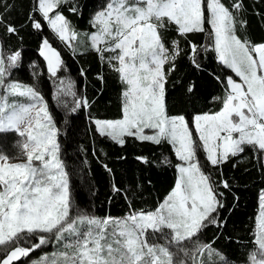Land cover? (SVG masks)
I'll return each instance as SVG.
<instances>
[{
  "label": "snow or ice",
  "instance_id": "snow-or-ice-1",
  "mask_svg": "<svg viewBox=\"0 0 264 264\" xmlns=\"http://www.w3.org/2000/svg\"><path fill=\"white\" fill-rule=\"evenodd\" d=\"M69 2L37 0L30 16L32 28L42 30L35 17L38 13L55 37L65 47H72L71 42L79 41L81 34L59 11L61 5ZM242 9V0L231 8L222 0H207L206 5L205 0H107L94 13L90 21L94 30L84 34L90 50L118 73L123 85L120 118L96 119V132L119 146H124L129 138L155 145L166 142L178 161L175 186L164 202L154 211H132L121 218L70 214L73 204L69 174L60 155L59 129L41 92L11 79L12 71L19 68L21 51H0V88L4 90L0 95V132L14 129L33 145L25 162L10 163L7 156L0 155V246L12 249L0 264H13L28 257L51 243L52 236L57 241L68 238L65 247L72 253L60 254L62 264H176V253L169 249L175 247L189 257L185 242L196 252L217 257L210 264H225L227 257L210 243L197 242L207 227L226 224L219 219L224 193L217 190L218 182L212 173L204 170L198 152L204 153L211 168H220L230 158L241 157L247 148L254 155L264 154V42L254 44L237 35L236 25L246 24L238 19ZM70 11L76 13L78 8L74 6ZM173 25L185 39L196 33L208 37L207 45H190L189 59L194 67L201 68L198 57L206 58L209 51H214L218 62L239 78L237 81L227 76L225 95L215 98L222 100L221 108L195 115L191 126L184 115L169 114L166 105L165 85L181 55L177 40L170 42L171 47L164 40V33ZM16 32L14 26H7L9 35ZM39 55L46 62L49 76L59 82L54 99L61 93L77 96L74 82L65 84L58 76L67 69L60 51L48 38L42 40ZM80 75H85L83 69ZM98 78L103 81V75ZM192 90L193 86H189V93ZM16 96L26 97L29 102H9V97ZM88 106L89 101L81 98L72 111ZM16 147L20 152V145ZM138 159L148 162L145 157ZM219 184L229 188L227 181ZM113 190L127 195L115 185ZM259 201L258 232L253 240L256 251L249 254V264H264V190ZM157 236L165 243H152ZM32 237L37 240L34 244ZM20 241L30 246H18ZM45 260L47 257H42L33 264H43Z\"/></svg>",
  "mask_w": 264,
  "mask_h": 264
},
{
  "label": "trees",
  "instance_id": "trees-1",
  "mask_svg": "<svg viewBox=\"0 0 264 264\" xmlns=\"http://www.w3.org/2000/svg\"><path fill=\"white\" fill-rule=\"evenodd\" d=\"M222 2L231 8L238 0ZM36 3L37 0H0V16L3 18L0 23L1 51L5 54L21 51L19 68L12 71L11 79L37 87L49 105L59 129L61 159L70 179L73 204L70 214H93L104 218L156 209L172 191L178 177L175 167L178 161L172 147L166 142L155 145L131 138L124 146H119L96 132V118L119 119L121 116L123 85L119 75L107 63H102L95 51L90 50L86 38L82 44L85 47L81 49L77 45L75 48L65 47L38 13L35 17L40 20L42 30L33 29L30 16ZM106 3L107 0H71L61 5L59 11L78 33L84 35L94 30L90 21ZM242 3L243 9L238 13V19L246 21V24L236 25L237 35L242 39L248 38L254 44L264 42V0H242ZM74 6L78 8L76 13L70 11ZM9 25L17 29L15 34L7 33ZM205 27H208L207 24ZM44 38H48L60 51L67 70L62 69L58 76L64 79L65 84L69 80L74 82L73 91L77 92V96L61 93L54 99L59 82L49 76L46 62L39 55ZM164 40L168 47H171L172 40H177L181 48L175 71L165 85L167 110L171 115H184L191 126L195 115L221 108L222 100L215 98H223L226 78L233 73L218 62L214 51H209L206 58L198 57L200 69L190 62V45L209 44L205 33L188 34L185 39L178 35L173 25L171 30L164 33ZM168 67L165 66L166 70ZM81 69L85 73L83 77L80 75ZM99 75H103V81L98 78ZM189 86H193L191 93ZM81 98H86L89 106L74 113L72 109ZM13 134L0 132V155L10 158L17 155L12 151L15 147ZM198 156L204 163V170L211 172L218 182L217 190L224 193V207L220 210L219 219L226 221V224L219 228L207 227L197 242L210 243L232 263H245L256 247L253 240L260 209L259 196L264 190V154L254 155L253 150L247 148L241 157L230 158L220 168L209 167L202 151L198 152ZM138 157H145L148 162L144 163ZM165 157L168 158L167 163ZM105 166L111 171H107ZM220 181H227L229 188L220 186ZM114 185L127 195L115 192ZM158 241L164 240L159 238ZM184 245L192 246L187 242ZM6 254L0 252V260ZM200 255V252H196L186 257V262L200 264ZM13 264L27 262L21 258Z\"/></svg>",
  "mask_w": 264,
  "mask_h": 264
},
{
  "label": "rangeland",
  "instance_id": "rangeland-1",
  "mask_svg": "<svg viewBox=\"0 0 264 264\" xmlns=\"http://www.w3.org/2000/svg\"><path fill=\"white\" fill-rule=\"evenodd\" d=\"M207 2H205V4H206ZM54 14V13H53ZM63 14V13H62ZM64 15V14H63ZM81 34V33H80ZM84 38H86L87 40H88V37L87 36H85V35H80V37H79V41H72L71 42V44H72V47H74L75 48V46L77 45V48H79L80 47V49L81 48H83V47H85V46H83L82 44L84 43ZM51 43V42H50ZM52 44V43H51ZM86 45H89V41L87 42L86 41ZM54 47V46H53ZM72 47H69V48H72ZM56 48V47H55ZM58 50V49H57ZM0 51H1V49H0ZM231 76H233V79H235V80H239V78L238 77H236L235 75H234V73H233V75H231ZM13 81H15V82H18V83H22V84H26V85H29V86H34V85H32L31 83H25V82H21V81H18V80H14L13 79ZM35 87V86H34ZM37 88V87H36ZM38 90V89H37ZM4 94V90L2 89V88H0V95H3ZM12 101H15L16 103H19V104H26V103H28L29 102V100H28V98H26V97H20V96H16V97H9V102H12ZM45 102H46V100H45ZM47 103V102H46ZM48 107H49V105H48ZM49 113H50V115H52V113H51V110H50V108H49ZM202 114V113H201ZM186 118V117H185ZM96 119H101V118H96ZM95 119V120H96ZM101 120H114V119H101ZM55 123V122H54ZM3 132H13L14 134L12 135V136H14V138H15V143H14V149L12 150L14 153H16L17 155L16 156H14L13 158H10V157H8L9 159H8V162H25L26 161V159H27V157H26V155H23V154H19L18 155V153H19V149L16 147V142L17 141H19V140H21V139H25V138H22L20 135H19V133H17L14 129H7V130H5V131H3ZM4 156V155H3ZM67 171V170H66ZM69 183H70V179H69ZM169 195V194H168ZM167 195V196H168ZM167 196L164 198V200L167 198ZM164 200L162 201V203L164 202ZM155 210V209H154ZM154 210H149V211H154ZM140 211H145V210H139V211H136V212H140ZM129 214V213H128ZM128 214H126V215H128ZM86 215H89V216H96V215H93V214H86ZM126 215H124V216H126ZM259 215H260V209H259V212H258V214H257V226H256V230H255V233H257L258 232V224H259ZM124 216H120V217H116V218H121V217H124ZM96 217H99V216H96ZM101 218V217H100ZM160 237L159 236H157V238L155 239V240H152L151 242L152 243H160V244H164L165 242L164 241H158V239H159ZM67 237H66V239L65 240H63V241H57L56 239H55V237L54 236H52L51 237V243H49L48 245H46V246H42L41 248H39V249H36L35 251H33V252H31L30 254H29V256L28 257H26L25 258V260H26V262H27V264H33V261H41V258L42 257H47V260H45L44 262H43V264H50V262L52 261V260H55L56 261V264H62V261H63V256L62 255H60L61 253H67L68 255H71V253H72V250L71 249H69V248H67V247H65V243L67 242ZM161 239V238H160ZM30 241H31V243L32 244H34V243H36L37 242V240L34 238V237H32V238H30ZM20 245H18V246H23V247H29L30 246V244L29 243H27V242H25V241H20V243H19ZM5 247L6 246H0V252H8L9 251V249H11V248H7L6 250H5ZM214 249H216L214 246H212ZM170 250V252H174V253H176L175 255H174V261L176 262V264H179V261H184V264H188L186 261H187V259H185L186 257H185V255H184V252L183 251H179L178 249H176L175 247H172V248H170L169 249ZM184 250L185 251H188L189 253H190V255H194L195 253H196V251L194 250V248H193V246H189V247H185V245H184ZM217 250V249H216ZM218 251V250H217ZM254 251H256V247L254 248ZM219 253H221L220 251H218ZM253 252V251H252ZM201 255H200V259H201V261H205L206 262V264H210V262H215V261H217V257H209L208 256V254H207V252H204V253H200ZM222 254V253H221ZM185 259V260H184ZM201 264V263H200ZM225 264H249V259H248V261L247 262H241V263H232L229 259H227V261L225 262Z\"/></svg>",
  "mask_w": 264,
  "mask_h": 264
},
{
  "label": "clouds",
  "instance_id": "clouds-1",
  "mask_svg": "<svg viewBox=\"0 0 264 264\" xmlns=\"http://www.w3.org/2000/svg\"><path fill=\"white\" fill-rule=\"evenodd\" d=\"M16 144H19L20 145V152L18 153L19 154H23V155H26L28 151H31L32 150V147L33 145H30L28 144V141L24 140V139H21L20 141H17ZM28 144V147L25 148V145Z\"/></svg>",
  "mask_w": 264,
  "mask_h": 264
},
{
  "label": "water",
  "instance_id": "water-1",
  "mask_svg": "<svg viewBox=\"0 0 264 264\" xmlns=\"http://www.w3.org/2000/svg\"><path fill=\"white\" fill-rule=\"evenodd\" d=\"M11 250H12V249H10L9 251H11ZM9 251H8V252H9ZM3 259H4V258H3ZM13 263H14V261H13Z\"/></svg>",
  "mask_w": 264,
  "mask_h": 264
}]
</instances>
